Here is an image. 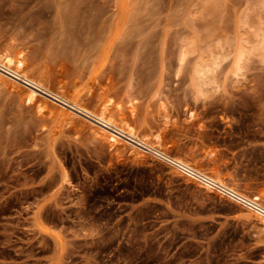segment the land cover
Returning a JSON list of instances; mask_svg holds the SVG:
<instances>
[{
    "label": "rangeland",
    "instance_id": "rangeland-1",
    "mask_svg": "<svg viewBox=\"0 0 264 264\" xmlns=\"http://www.w3.org/2000/svg\"><path fill=\"white\" fill-rule=\"evenodd\" d=\"M251 18L261 25L264 0H0V48L26 49L52 89L77 91L93 111L134 98L130 120L146 135L161 130L169 152L264 201V42L243 29ZM223 48L208 74L219 93L204 100L195 68ZM237 211L165 162L116 156L0 89V264H264V237Z\"/></svg>",
    "mask_w": 264,
    "mask_h": 264
},
{
    "label": "bare ground",
    "instance_id": "bare-ground-1",
    "mask_svg": "<svg viewBox=\"0 0 264 264\" xmlns=\"http://www.w3.org/2000/svg\"><path fill=\"white\" fill-rule=\"evenodd\" d=\"M29 1L31 2V0ZM57 4V6H55L56 4L53 6L54 9L57 7L54 10L56 16L62 15L67 19L68 16L61 12L60 2ZM256 19H249L243 29L247 31L261 30L260 42H264V18L263 20L261 18V22H259L261 25H258ZM69 20H73V17L72 19L69 17L67 22H70ZM72 23H75V21L73 20L71 25ZM226 51V48L217 49L213 56L205 57L195 68L198 78L195 80L194 89L197 95L202 96L204 100H211L216 93H219V80L216 76L208 74L214 71ZM247 53V48L238 52L232 71L233 90H237L240 81L244 79L245 71L242 62L245 60ZM29 59L26 49L15 48L13 42L0 48V89L3 88L9 93L16 94L24 105L33 108L39 116H62L70 123L75 124V128L76 124L84 126L89 130L93 139L108 145L116 156L128 153V155L139 161H146V159L152 157L165 162L173 173L179 174L187 181L194 182L206 191L216 193L219 198L226 197L236 204L238 214L242 215L241 220L249 221L250 218L252 219V221L250 220L251 232L257 240L264 237V201H261L260 196L248 195L244 191H240L237 186L228 185L214 171H204L201 169L200 163L193 162L191 158L180 155L179 152H169L170 146L164 142L161 130L152 129L150 135H146L130 120L131 117L136 115L134 98L128 96L124 104L115 103L112 98H101L96 103V111H93L82 103L77 91L63 93L60 84H58L60 92L52 89L49 78L42 75L36 64L30 62ZM87 94H89L88 91ZM161 108L163 111L160 112V121L165 127L171 117L165 106H161ZM125 110L128 112V117L124 116ZM185 116L189 122L196 118L193 111H188ZM215 154L214 151H206L205 154L203 153L202 158L210 161ZM189 156L191 155L189 154ZM109 237L108 241L111 244ZM109 248L111 250V246ZM140 251V254L144 253L141 249ZM140 254L137 251L136 258ZM146 256L148 257V255ZM141 263L144 262L141 261Z\"/></svg>",
    "mask_w": 264,
    "mask_h": 264
}]
</instances>
